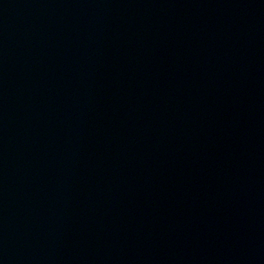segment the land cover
Masks as SVG:
<instances>
[{
	"label": "water",
	"instance_id": "obj_1",
	"mask_svg": "<svg viewBox=\"0 0 264 264\" xmlns=\"http://www.w3.org/2000/svg\"><path fill=\"white\" fill-rule=\"evenodd\" d=\"M0 264H264V0H0Z\"/></svg>",
	"mask_w": 264,
	"mask_h": 264
}]
</instances>
